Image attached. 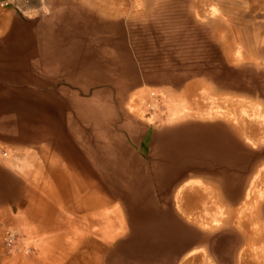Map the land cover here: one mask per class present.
Instances as JSON below:
<instances>
[{
    "label": "rangeland",
    "instance_id": "374dc122",
    "mask_svg": "<svg viewBox=\"0 0 264 264\" xmlns=\"http://www.w3.org/2000/svg\"><path fill=\"white\" fill-rule=\"evenodd\" d=\"M0 7L9 23L0 36V264H264L263 221L254 237L235 227L207 234L174 206L180 185L196 180L239 191L228 201L235 206L264 154L248 160L218 120L176 117L166 107L194 80L264 102L259 92L214 81L264 86V67L227 57L240 48L264 62V0H10ZM138 93L142 114L131 105ZM48 146L57 164L74 174L79 166L120 202L134 234L69 256L46 247L29 197L31 178L45 175L40 153ZM259 214L264 219V202Z\"/></svg>",
    "mask_w": 264,
    "mask_h": 264
},
{
    "label": "bare ground",
    "instance_id": "6f19581e",
    "mask_svg": "<svg viewBox=\"0 0 264 264\" xmlns=\"http://www.w3.org/2000/svg\"><path fill=\"white\" fill-rule=\"evenodd\" d=\"M8 28V20L0 7V36ZM227 57L229 62L253 61L257 66L264 67V62L242 54L240 48L228 52ZM214 81L221 87L234 86L264 96V86L261 85L247 82L232 84L222 76L216 77ZM138 95L132 97L131 105L138 114H142L138 98H143L145 94ZM152 105L155 108V103ZM166 105L176 117L218 120L217 123L224 129L225 138L240 140V150L250 152L248 160L255 161L264 154V102L220 92L209 83L194 80L184 84L177 95L170 94L166 98ZM228 140L226 146L230 142ZM55 151V147L48 146L44 154L40 153L45 175L38 173L30 181L32 193L29 211L39 221L38 224H45L42 230L45 238L42 241L46 247L69 256L77 250L90 248L97 251L104 246L109 247L120 236L134 234V221H130L120 202L114 203L99 188L90 173L79 171V166H73L76 170L74 174L68 172L65 166L57 164ZM221 169L220 166L206 168L212 175L222 174ZM247 179L244 195L235 206H231L228 201L239 191L226 192L218 180L185 182L175 193V210L180 217L199 226L207 234L221 227H235L240 229L244 237L258 236L262 228L257 223L260 220L259 223L264 222L259 216L264 202L259 194L264 190V165ZM239 188L242 187L236 189ZM190 261L195 262V258L182 259L180 264H190Z\"/></svg>",
    "mask_w": 264,
    "mask_h": 264
},
{
    "label": "built area",
    "instance_id": "2783aa9c",
    "mask_svg": "<svg viewBox=\"0 0 264 264\" xmlns=\"http://www.w3.org/2000/svg\"><path fill=\"white\" fill-rule=\"evenodd\" d=\"M10 2V0H0V6H5Z\"/></svg>",
    "mask_w": 264,
    "mask_h": 264
}]
</instances>
